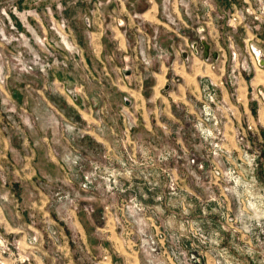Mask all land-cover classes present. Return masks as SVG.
<instances>
[{
  "label": "rangeland",
  "instance_id": "rangeland-1",
  "mask_svg": "<svg viewBox=\"0 0 264 264\" xmlns=\"http://www.w3.org/2000/svg\"><path fill=\"white\" fill-rule=\"evenodd\" d=\"M263 6L0 0V264H264Z\"/></svg>",
  "mask_w": 264,
  "mask_h": 264
},
{
  "label": "crops",
  "instance_id": "crops-1",
  "mask_svg": "<svg viewBox=\"0 0 264 264\" xmlns=\"http://www.w3.org/2000/svg\"><path fill=\"white\" fill-rule=\"evenodd\" d=\"M200 32H201L200 36H209V33L204 28L200 29ZM176 37H177V39H176L174 47H173V49H174V54H173L174 63L171 64V66L160 65V63H157L153 67V86L154 87L152 86V88L154 90H156L155 86L156 87L162 86V85H164V87L168 86L167 83L169 80L171 81L170 84L174 85L178 81L180 82V79H182V80L185 79V77L192 78V75H196L199 72H202L205 74V73H209V71H210V67L208 64L209 58L206 59L204 57V55H203L202 62H199L200 61L199 59L197 62L192 61L193 57H192L191 52L189 51V47L194 46L198 42L195 41L194 39L190 38V37H187V35H185V34L180 35V36H176ZM210 49H212V48H210ZM210 51H212V50H210ZM217 57L219 58V54L217 55ZM212 59H217V58H212ZM195 60H197L196 57H195ZM192 62H193V64H192ZM203 64H205V65H203ZM262 67H263V65L261 63L253 65V69L256 73V76H258L260 79H262V77H264L263 76L264 75V69ZM169 72H171V75L172 74L174 76L178 75L177 78H173V76L172 77L167 76V73H169ZM175 81H177V82H175ZM259 84L260 83H258L257 85H259ZM157 91L158 90H156V92ZM261 100H262V104H263L264 103V96L263 95H262Z\"/></svg>",
  "mask_w": 264,
  "mask_h": 264
},
{
  "label": "water",
  "instance_id": "water-1",
  "mask_svg": "<svg viewBox=\"0 0 264 264\" xmlns=\"http://www.w3.org/2000/svg\"><path fill=\"white\" fill-rule=\"evenodd\" d=\"M201 43L203 45V55L207 59L209 56H212L213 58H217L216 52H210V44L205 41V39L201 40Z\"/></svg>",
  "mask_w": 264,
  "mask_h": 264
},
{
  "label": "built area",
  "instance_id": "built-area-1",
  "mask_svg": "<svg viewBox=\"0 0 264 264\" xmlns=\"http://www.w3.org/2000/svg\"><path fill=\"white\" fill-rule=\"evenodd\" d=\"M248 12H249V10H247ZM251 13H253V11H250ZM262 12H264V6L263 7H261V9H260V12L258 11V14H260V13H262ZM256 14V13H255ZM259 16V15H258ZM258 16H254V19H258ZM196 50V49H195Z\"/></svg>",
  "mask_w": 264,
  "mask_h": 264
}]
</instances>
